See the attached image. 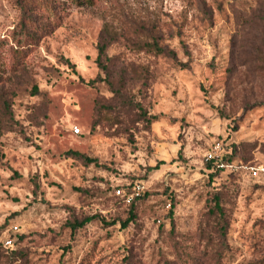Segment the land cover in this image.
Segmentation results:
<instances>
[{"label":"rangeland","instance_id":"rangeland-1","mask_svg":"<svg viewBox=\"0 0 264 264\" xmlns=\"http://www.w3.org/2000/svg\"><path fill=\"white\" fill-rule=\"evenodd\" d=\"M27 18L43 24L16 59ZM215 142L264 164V0H0V264H264V181L210 182ZM136 183L123 228L131 205L114 189ZM215 189L225 250L199 236ZM9 234L25 236L16 254Z\"/></svg>","mask_w":264,"mask_h":264},{"label":"trees","instance_id":"trees-1","mask_svg":"<svg viewBox=\"0 0 264 264\" xmlns=\"http://www.w3.org/2000/svg\"><path fill=\"white\" fill-rule=\"evenodd\" d=\"M51 13L53 14L54 8L52 7L49 9ZM50 18V17H49ZM48 20V19H47ZM52 20V19H51ZM39 24H43L40 21H38L36 18H27V21L22 22L20 27H21V35L22 37L18 36L16 41L18 43V46L20 47L19 51H15L14 49H11V55L13 58L19 59L22 58V54L24 52V46L32 44L33 41H36L38 39V28ZM44 24H49L45 22ZM22 38V42L20 40ZM155 43V42H154ZM153 43V48L158 52V53H165V49L163 47H160L157 43ZM18 47V48H19ZM18 50V49H17ZM20 53L19 55L17 54ZM106 47L103 45L99 48V54L97 58V62L99 63V66L102 67L103 69H107V65H104L102 62L103 57H107L106 55ZM108 59V57H107ZM107 72V71H106ZM68 154L73 156V157H79V158H84V160L88 163H97L95 159H91L89 157H86L76 151H68ZM234 151L231 148L230 149V154L228 155L227 159L228 160H236L234 157ZM243 162V161H240ZM163 163V161L159 162V165H156L155 167H152V170L157 169L160 164ZM206 168L208 170V175L210 178V182H213L214 179L221 173H223L222 170L216 169L213 163L207 162L206 163ZM233 174V173H230ZM117 188H125L126 190H130L132 188V184L129 185H123L119 186ZM116 188L114 189L115 193ZM141 196V195H140ZM140 196L136 197L134 201L130 204V212H129V217L122 223V227L126 228L130 223L135 221L136 215L134 213L135 209V203L137 200L140 198ZM228 194L224 193L222 190L215 189L210 197L208 198L207 205H206V214L207 218L204 220V222L200 223V232L199 236L200 239L205 243V246L207 248H215V249H227L229 247L228 245V231H229V226L230 222L226 214V210L224 208V204L227 201ZM170 219L173 221V210H170L169 212ZM96 219H99V216L93 215V216H88L86 218H83L82 220H76L74 222L68 223L70 226V229L72 232H75L76 230L83 228L87 224L95 221ZM101 221L104 222V219H100ZM214 235V237H213ZM17 236V237H16ZM14 237L13 234H9L4 238L2 241L3 247L10 250L11 253L16 254L17 250H15L14 246L17 244L18 241L23 240L25 238L24 235H16ZM7 240H12V244L10 246H6L5 243ZM2 246L0 245V248ZM223 252V251H222ZM223 255H218V253H212L210 255L204 254V258L202 259H197L196 258H190L188 257L187 260H182L177 262V260H172L168 261L165 260L164 264H220V261L222 260ZM197 259V260H196ZM124 264H132V261L130 259V256L128 255L125 258Z\"/></svg>","mask_w":264,"mask_h":264},{"label":"built area","instance_id":"built-area-1","mask_svg":"<svg viewBox=\"0 0 264 264\" xmlns=\"http://www.w3.org/2000/svg\"><path fill=\"white\" fill-rule=\"evenodd\" d=\"M74 134H79L80 129L78 127L73 128ZM230 154V150L219 143L215 142L212 146L206 150L205 159L207 162L213 163L216 169L222 170L223 172L244 174L253 179L264 181V164H252L243 163L236 160H228L227 157ZM143 186L141 183H136L129 191L123 188H117L115 193L120 196L124 202L131 204L134 199L141 195ZM15 230L17 226L13 227ZM12 240H7L5 245L10 246Z\"/></svg>","mask_w":264,"mask_h":264}]
</instances>
